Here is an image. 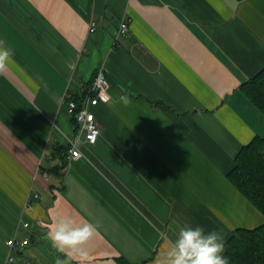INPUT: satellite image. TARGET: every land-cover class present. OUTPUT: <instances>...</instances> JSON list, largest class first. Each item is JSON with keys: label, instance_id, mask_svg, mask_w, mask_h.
I'll return each mask as SVG.
<instances>
[{"label": "crops", "instance_id": "crops-1", "mask_svg": "<svg viewBox=\"0 0 264 264\" xmlns=\"http://www.w3.org/2000/svg\"><path fill=\"white\" fill-rule=\"evenodd\" d=\"M0 40V264L65 257L48 234L67 216L95 226L79 246L88 258L71 264H156L182 229L224 242L264 222L226 176L264 136L240 90L264 66V0H0ZM100 65L110 99L91 107L98 139L69 158L66 100ZM11 236L29 242L8 249Z\"/></svg>", "mask_w": 264, "mask_h": 264}, {"label": "trees", "instance_id": "trees-1", "mask_svg": "<svg viewBox=\"0 0 264 264\" xmlns=\"http://www.w3.org/2000/svg\"><path fill=\"white\" fill-rule=\"evenodd\" d=\"M240 90L264 116V66L243 82ZM226 176L264 215V136L255 135L242 145ZM223 244L222 255L228 264H264V222L253 228L232 229ZM116 260L130 264L122 257Z\"/></svg>", "mask_w": 264, "mask_h": 264}, {"label": "clouds", "instance_id": "clouds-1", "mask_svg": "<svg viewBox=\"0 0 264 264\" xmlns=\"http://www.w3.org/2000/svg\"><path fill=\"white\" fill-rule=\"evenodd\" d=\"M3 45L4 41L0 40V68L9 59V50ZM74 222L70 216L61 217L48 234L53 247L59 252L68 250L65 257L55 259V264H71L73 259L88 258V251L79 246L93 235L95 226L87 223L70 228L69 225ZM202 232L203 228L199 225L182 229L176 246L163 254L164 259H157L156 264H228L227 257L222 255L224 244L220 234L213 230L208 236H203Z\"/></svg>", "mask_w": 264, "mask_h": 264}, {"label": "built area", "instance_id": "built-area-1", "mask_svg": "<svg viewBox=\"0 0 264 264\" xmlns=\"http://www.w3.org/2000/svg\"><path fill=\"white\" fill-rule=\"evenodd\" d=\"M95 29V24L92 21L90 31ZM129 30L127 20L123 18L118 27V34L124 35ZM110 99L109 83L106 78V71L103 65L96 68L92 79L89 82L81 83L80 90L77 92V97H70L66 100L67 112L75 122V133L69 139L66 148L67 157H77L80 155L81 143L94 144L98 139L100 132L99 125L95 119L91 107L102 102H107ZM40 195L37 192H32L28 195V200L24 209L32 207L33 199H37ZM27 228L28 221L21 224ZM29 242L28 236L19 238L11 236L6 240L8 249H13L17 245L23 246ZM15 259L14 253L9 252L6 261L11 263Z\"/></svg>", "mask_w": 264, "mask_h": 264}, {"label": "rangeland", "instance_id": "rangeland-1", "mask_svg": "<svg viewBox=\"0 0 264 264\" xmlns=\"http://www.w3.org/2000/svg\"><path fill=\"white\" fill-rule=\"evenodd\" d=\"M263 135H264V131H263V133H262Z\"/></svg>", "mask_w": 264, "mask_h": 264}]
</instances>
